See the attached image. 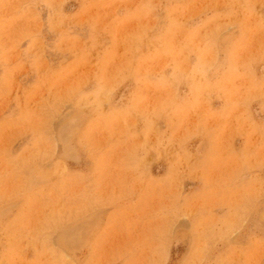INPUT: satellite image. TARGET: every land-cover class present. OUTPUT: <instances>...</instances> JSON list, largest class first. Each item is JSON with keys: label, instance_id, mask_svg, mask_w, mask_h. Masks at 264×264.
<instances>
[{"label": "rangeland", "instance_id": "obj_1", "mask_svg": "<svg viewBox=\"0 0 264 264\" xmlns=\"http://www.w3.org/2000/svg\"><path fill=\"white\" fill-rule=\"evenodd\" d=\"M0 264H264V0H0Z\"/></svg>", "mask_w": 264, "mask_h": 264}]
</instances>
